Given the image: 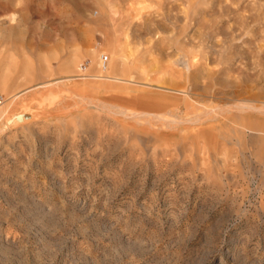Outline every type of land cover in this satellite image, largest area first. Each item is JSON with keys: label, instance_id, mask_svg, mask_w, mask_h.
Segmentation results:
<instances>
[{"label": "rangeland", "instance_id": "rangeland-1", "mask_svg": "<svg viewBox=\"0 0 264 264\" xmlns=\"http://www.w3.org/2000/svg\"><path fill=\"white\" fill-rule=\"evenodd\" d=\"M0 264H264V0H0Z\"/></svg>", "mask_w": 264, "mask_h": 264}, {"label": "built area", "instance_id": "built-area-1", "mask_svg": "<svg viewBox=\"0 0 264 264\" xmlns=\"http://www.w3.org/2000/svg\"><path fill=\"white\" fill-rule=\"evenodd\" d=\"M98 71L100 74H105L107 70V56L105 54H100L98 58ZM77 76L82 77V76H90L88 74V65L85 61H82L78 64L77 66Z\"/></svg>", "mask_w": 264, "mask_h": 264}, {"label": "bare ground", "instance_id": "bare-ground-1", "mask_svg": "<svg viewBox=\"0 0 264 264\" xmlns=\"http://www.w3.org/2000/svg\"><path fill=\"white\" fill-rule=\"evenodd\" d=\"M91 76V75H90ZM93 77V76H91ZM105 79V78H104ZM108 79L110 80H116V81H124L123 79H121L120 77L114 76V77H108ZM250 108V107H249ZM120 110V109H119ZM124 114V113H123ZM133 114V113H132ZM151 116V115H150ZM163 116V115H162ZM161 118V116L159 117ZM164 121V120H163Z\"/></svg>", "mask_w": 264, "mask_h": 264}]
</instances>
